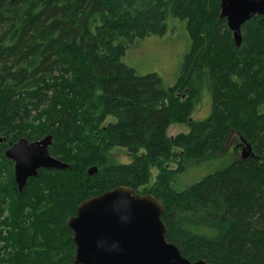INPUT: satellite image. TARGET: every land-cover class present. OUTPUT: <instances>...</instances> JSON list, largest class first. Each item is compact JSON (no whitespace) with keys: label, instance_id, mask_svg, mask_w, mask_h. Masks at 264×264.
Listing matches in <instances>:
<instances>
[{"label":"trees","instance_id":"1","mask_svg":"<svg viewBox=\"0 0 264 264\" xmlns=\"http://www.w3.org/2000/svg\"><path fill=\"white\" fill-rule=\"evenodd\" d=\"M168 21L190 45L166 88L123 59L140 41L164 37ZM242 35L236 48L220 0H0V264H73L68 220L86 200L120 187L163 204L166 240L184 258L264 264V16ZM182 89H190L185 103L176 97ZM203 92L212 112L199 123L190 118ZM172 124L189 133L168 137ZM215 128L224 137L211 148ZM49 135L50 154L70 168L40 170L20 193L5 150ZM231 136L255 158L226 152ZM115 148L132 162L110 164ZM192 160L225 165L182 186Z\"/></svg>","mask_w":264,"mask_h":264},{"label":"water","instance_id":"2","mask_svg":"<svg viewBox=\"0 0 264 264\" xmlns=\"http://www.w3.org/2000/svg\"><path fill=\"white\" fill-rule=\"evenodd\" d=\"M264 16V0H220V19L225 20L236 48L243 43L242 28L255 17ZM4 139L0 137V146ZM53 137L30 142L20 139L10 144L5 157L14 163V181L20 193L40 170L65 171L70 168L50 154ZM242 160L255 158L252 146L242 139ZM88 176L98 173L89 169ZM163 204L152 195L137 194L120 187L83 202L67 222L73 234V264H212L192 262L166 240L162 220Z\"/></svg>","mask_w":264,"mask_h":264},{"label":"rangeland","instance_id":"3","mask_svg":"<svg viewBox=\"0 0 264 264\" xmlns=\"http://www.w3.org/2000/svg\"><path fill=\"white\" fill-rule=\"evenodd\" d=\"M169 29L164 37H151L144 41H140L136 46L131 47L123 62L135 69L139 74L156 73L162 78L164 87H172L176 84L177 79L181 71V63L183 56L185 55L190 42L187 37V32L180 26V24L174 21H168ZM205 45V44H204ZM221 50H226V46H220ZM190 89H182L176 94L177 98H180L183 103L187 102L191 97L189 96ZM212 112V101L204 92L201 93L200 98L193 101V114L191 120L195 122H203L211 115ZM109 123H115L113 118H108L106 125ZM189 128L186 125L172 124L168 130V137L176 138L182 134H188ZM221 131L217 128L213 130L210 134V141L212 146L223 138ZM242 143V140H238L236 136H231L229 140L224 141V149L226 152L232 151L236 158L242 159L243 147L238 146ZM15 144V143H10ZM10 144L8 149L10 148ZM238 148V149H237ZM7 150V149H6ZM5 150V152H6ZM216 155V154H215ZM214 156V155H213ZM212 156V157H213ZM109 163L117 165H126L132 162V157L130 154L120 148L111 149L109 152ZM222 154H217L214 159H222ZM252 159V158H248ZM247 160V159H246ZM208 160L196 162L191 161L188 167L187 173L183 180L181 181L182 186L194 183L195 181L205 177L209 172L223 167L225 164L222 160H214L207 163ZM13 163V162H12ZM14 164V163H13ZM5 167L4 162L0 157V167ZM170 168H176L175 164H172ZM159 171L156 169L152 170V181L150 186L155 182L158 177ZM1 196V193H0ZM7 217V213H0V222ZM38 245H35L37 247Z\"/></svg>","mask_w":264,"mask_h":264},{"label":"flooded vegetation","instance_id":"4","mask_svg":"<svg viewBox=\"0 0 264 264\" xmlns=\"http://www.w3.org/2000/svg\"><path fill=\"white\" fill-rule=\"evenodd\" d=\"M228 30H229V29H228ZM240 147H241V144L238 146V148H240ZM238 148H237V149H238Z\"/></svg>","mask_w":264,"mask_h":264}]
</instances>
